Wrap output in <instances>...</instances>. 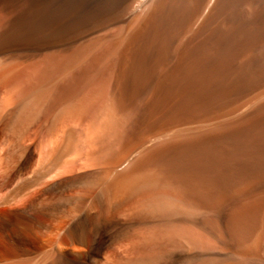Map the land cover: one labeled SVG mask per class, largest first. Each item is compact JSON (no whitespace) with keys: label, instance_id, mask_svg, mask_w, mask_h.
Returning a JSON list of instances; mask_svg holds the SVG:
<instances>
[{"label":"bare ground","instance_id":"obj_1","mask_svg":"<svg viewBox=\"0 0 264 264\" xmlns=\"http://www.w3.org/2000/svg\"><path fill=\"white\" fill-rule=\"evenodd\" d=\"M0 264H264V0H0Z\"/></svg>","mask_w":264,"mask_h":264}]
</instances>
